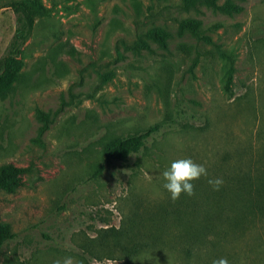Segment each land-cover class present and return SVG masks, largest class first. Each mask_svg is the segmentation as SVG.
Returning a JSON list of instances; mask_svg holds the SVG:
<instances>
[{
	"label": "rangeland",
	"instance_id": "rangeland-1",
	"mask_svg": "<svg viewBox=\"0 0 264 264\" xmlns=\"http://www.w3.org/2000/svg\"><path fill=\"white\" fill-rule=\"evenodd\" d=\"M16 1L0 0V59ZM40 1L19 79L0 94V170H21L0 188V226L16 234L0 264H264V211L247 207L264 205V0H232V15L179 0ZM178 19L201 21L212 43L180 36ZM156 125L138 153L106 158L111 141ZM178 158L208 175L173 201L162 172Z\"/></svg>",
	"mask_w": 264,
	"mask_h": 264
},
{
	"label": "trees",
	"instance_id": "trees-1",
	"mask_svg": "<svg viewBox=\"0 0 264 264\" xmlns=\"http://www.w3.org/2000/svg\"><path fill=\"white\" fill-rule=\"evenodd\" d=\"M157 1L166 2L168 0ZM179 1L180 4L178 7L183 11H188L191 8L196 7L198 3L228 15L242 11V8L234 5L232 0H226L223 4L219 3L220 0ZM9 7L17 14V27L5 55L0 59V94L2 95L9 94V92L15 87L23 67L21 59L24 54L23 47L33 35L38 18L44 16L47 12V8L40 0H20L11 3ZM176 22L180 36L189 34L197 41L212 43V39L206 35L201 21L193 19H178ZM147 36L151 40L157 42L162 48H166L168 45L169 35L159 28L149 30ZM40 117L45 123L47 122V116L43 112H40ZM160 128V125H156L144 134L133 135L127 138H119L111 141L105 149L106 158L125 159L131 154L138 153L145 146L147 140L152 134L157 132ZM20 171V169L11 166L3 167L0 170V188L6 187L7 182L15 178L16 173ZM255 201L247 202L249 210L252 212H263L264 205L259 203L258 200ZM15 237L16 234L12 231L10 226H0V249L5 243L13 240Z\"/></svg>",
	"mask_w": 264,
	"mask_h": 264
},
{
	"label": "clouds",
	"instance_id": "clouds-1",
	"mask_svg": "<svg viewBox=\"0 0 264 264\" xmlns=\"http://www.w3.org/2000/svg\"><path fill=\"white\" fill-rule=\"evenodd\" d=\"M207 175V168L204 164L197 163L191 158H178L171 161L170 166L162 172L163 188L170 194L173 201L178 200L182 194L192 196L195 188L194 182L202 177H207ZM208 182L213 185L215 190H219L223 179H210ZM150 258L151 254L146 259ZM57 264H61V262L57 261ZM62 264H74L73 257H64ZM213 264H229V262L226 258H220L214 260Z\"/></svg>",
	"mask_w": 264,
	"mask_h": 264
}]
</instances>
